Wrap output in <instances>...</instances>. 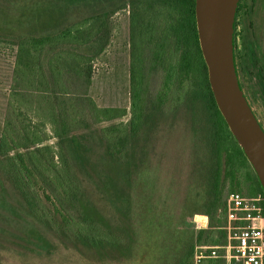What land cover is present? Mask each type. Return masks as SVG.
I'll return each instance as SVG.
<instances>
[{
	"label": "trees",
	"instance_id": "1",
	"mask_svg": "<svg viewBox=\"0 0 264 264\" xmlns=\"http://www.w3.org/2000/svg\"><path fill=\"white\" fill-rule=\"evenodd\" d=\"M77 6L88 8L91 14L71 20ZM126 8L130 23L128 112L100 108L89 95L92 62L108 44L110 17ZM238 11L233 25L236 74L263 129L246 96L244 78H255L257 90L251 94L258 93L264 104V59L249 41L242 51L237 49ZM55 13L59 19L52 17L51 30L12 37L16 54L0 134V198L13 191L35 224L49 227L59 218L61 227L87 248L128 251L131 239L120 221L130 204L125 185L130 187L131 174L143 162V141L155 129L156 114L175 91L184 92L187 109L200 113L193 135H199L203 153L195 159L191 180L205 192L202 214L208 217L209 227L224 223L230 193L264 196L215 104L197 37L195 0H55L51 14ZM152 74L162 75L154 94L148 91ZM127 115V121H122ZM96 151L99 162L93 159ZM87 180L99 188L112 218L118 219L115 227L88 194ZM38 185L53 205V216ZM198 220L204 221L201 216ZM224 242L221 231L214 236L200 231L186 241L172 264H192L195 246ZM32 244L48 248L45 237H36Z\"/></svg>",
	"mask_w": 264,
	"mask_h": 264
},
{
	"label": "rangeland",
	"instance_id": "2",
	"mask_svg": "<svg viewBox=\"0 0 264 264\" xmlns=\"http://www.w3.org/2000/svg\"><path fill=\"white\" fill-rule=\"evenodd\" d=\"M55 0H0V134L8 106V95L16 47L12 37L40 35L54 26L51 14ZM238 18L237 49L245 41L255 44L264 59V0H242ZM96 8H101L96 6ZM91 14L88 8L77 6L69 16L78 20ZM110 37L101 55L92 62L89 95L100 108L126 109L130 105L128 8L110 17ZM86 53V52H85ZM149 93L159 90L162 75L148 76ZM246 96L264 129V104L258 93L255 78L245 76ZM249 89V90H248ZM200 113L191 112L185 105L184 92H171L166 104L155 116V129L143 141V162L133 174L128 189L130 204L120 216L131 240L128 251L93 250L80 244L64 230L59 218L49 227L35 224L28 216L20 197L8 190L0 202V264H172L186 241L200 231L214 236L209 227L197 226L195 219L203 215L205 192L191 180L196 157L202 155L199 135H193V126ZM128 115L122 121H127ZM114 123L119 120L113 121ZM107 123L101 126H106ZM53 140H50L52 143ZM97 160L100 152H93ZM87 192L97 208L113 219L98 187L90 180L85 182ZM39 195L45 206L55 213L46 200L40 185ZM226 192L222 199L225 198ZM127 213V214H126ZM197 213V214H196ZM54 218V217H53ZM208 218V217H207ZM36 237H45L47 249L32 243ZM30 240L32 242H30ZM131 241V242H130Z\"/></svg>",
	"mask_w": 264,
	"mask_h": 264
},
{
	"label": "water",
	"instance_id": "3",
	"mask_svg": "<svg viewBox=\"0 0 264 264\" xmlns=\"http://www.w3.org/2000/svg\"><path fill=\"white\" fill-rule=\"evenodd\" d=\"M239 0H195V24L215 104L264 194V131L236 74L234 18Z\"/></svg>",
	"mask_w": 264,
	"mask_h": 264
},
{
	"label": "built area",
	"instance_id": "4",
	"mask_svg": "<svg viewBox=\"0 0 264 264\" xmlns=\"http://www.w3.org/2000/svg\"><path fill=\"white\" fill-rule=\"evenodd\" d=\"M263 204L262 195L230 193L225 200L224 223L211 228L212 232H223L225 242L195 246L192 264H264ZM201 217L204 221L195 219L197 226L207 228V216Z\"/></svg>",
	"mask_w": 264,
	"mask_h": 264
},
{
	"label": "flooded vegetation",
	"instance_id": "5",
	"mask_svg": "<svg viewBox=\"0 0 264 264\" xmlns=\"http://www.w3.org/2000/svg\"><path fill=\"white\" fill-rule=\"evenodd\" d=\"M241 2H242V0H239V3H238V7H237V9H239V11H238V14H237V22H238V18H239V14H240V12H241V10H242V5H241ZM237 11V10H236ZM236 14V13H235ZM237 26H238V23H237Z\"/></svg>",
	"mask_w": 264,
	"mask_h": 264
}]
</instances>
